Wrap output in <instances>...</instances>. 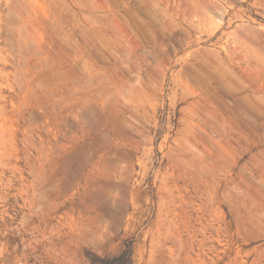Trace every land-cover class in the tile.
Here are the masks:
<instances>
[{"label":"rangeland","instance_id":"obj_1","mask_svg":"<svg viewBox=\"0 0 264 264\" xmlns=\"http://www.w3.org/2000/svg\"><path fill=\"white\" fill-rule=\"evenodd\" d=\"M0 264H264V0H0Z\"/></svg>","mask_w":264,"mask_h":264}]
</instances>
